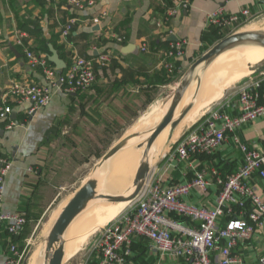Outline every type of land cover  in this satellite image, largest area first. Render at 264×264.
<instances>
[{
  "label": "crops",
  "instance_id": "1",
  "mask_svg": "<svg viewBox=\"0 0 264 264\" xmlns=\"http://www.w3.org/2000/svg\"><path fill=\"white\" fill-rule=\"evenodd\" d=\"M94 1L93 7L80 10L69 0H0V105L14 85L27 87L45 83L41 69H32L24 48L16 44L19 33L26 35L25 45L39 56L48 58L51 45L67 67L77 58L84 57L92 60L96 68L94 91L68 94L56 90L50 105L33 115L30 114L31 103H19L13 97L8 98L13 113L9 121L0 119V154L10 159L13 167L7 178L4 211L6 215L26 214L28 224L34 223L27 214L31 208L45 211L49 204L46 199L51 186L47 181L48 149L56 135L58 121L67 114L72 103L81 100L82 95H110L113 98L104 105L109 108L113 107L118 95H125L121 100L123 107L135 108L137 102L142 106V98L136 95H160L161 89L182 79L199 58L231 35L228 30L209 25L208 14L219 8H224L227 14H237L248 7L254 14V20L249 24L257 22L256 25H264V5L244 0H192L188 9L179 8L174 15L172 11L179 0ZM95 17L100 18L99 24L93 22ZM71 20H76V23L65 38L63 29ZM119 36L124 40L118 41ZM180 43H183L184 55L171 61L168 53ZM144 46L146 52L142 51ZM105 55L110 57V61L102 66L99 60ZM172 62L173 70L168 68ZM201 77L204 81V76ZM258 77L259 74L248 77V80ZM128 95L134 97L128 98ZM95 116L93 121L100 124L101 116L99 120L97 112ZM10 122L15 126L10 128ZM237 135L251 148L264 151V119L246 125L238 130ZM242 165L243 155L229 139L211 157H192L177 167L168 166L162 159L157 167L151 169L147 181L159 179L168 188L193 181L199 169L215 168L222 177H227ZM209 178L212 185L208 192L203 195L194 190L185 199L188 204L208 209L216 207L221 188L213 177ZM252 182L264 190V180L256 177ZM230 220L231 217H224L222 226ZM32 236L33 231L25 239L32 241ZM11 241L6 231L0 233V264L10 260ZM234 253L244 264H256L264 255V224L257 229L251 241L240 243ZM133 262L182 264L180 260L155 254L151 243L141 239L136 241Z\"/></svg>",
  "mask_w": 264,
  "mask_h": 264
},
{
  "label": "built area",
  "instance_id": "2",
  "mask_svg": "<svg viewBox=\"0 0 264 264\" xmlns=\"http://www.w3.org/2000/svg\"><path fill=\"white\" fill-rule=\"evenodd\" d=\"M264 5V0H244ZM80 10L93 7L94 0H69ZM192 0H179L172 15L179 8L188 9ZM254 20L250 8L237 14H227L219 8L208 14L209 25L220 30L235 33ZM95 24L100 18L93 19ZM76 23L69 21L63 36L67 38ZM24 33L16 36V44L24 48V55L32 69H41L44 84H32L24 87L14 85L10 94L0 105V119L9 121L13 108L8 98L33 105L30 114L47 107L53 100L56 90L68 94L84 93L91 90L97 81L95 65L92 60L77 58L65 72L58 70L45 56L35 54L25 45ZM118 41L124 38L117 37ZM146 52V46L142 47ZM183 43L172 47L168 53L171 61L183 57ZM100 64L107 65L108 55L100 57ZM168 68L174 69L170 63ZM236 100L229 99L217 108L208 111L197 123L192 125L163 155L170 167L187 163L192 157H211L217 153L229 139L243 155V165L234 174L222 177L215 168L199 169L191 182L164 187L159 179L146 181L139 196L131 208L105 227L94 249L97 253L95 264H133L136 241L151 243L152 251L160 257L180 260L182 264H244L234 253L240 243L251 241L259 227L264 224V190L252 180H264V151L251 148L237 135L238 130L259 119H264V72L258 78L241 84ZM237 101V103H236ZM237 111L236 114H234ZM15 126L10 122V128ZM13 167L10 159L0 154V233L6 231L11 237L10 260L6 264H21L25 251L19 248L23 241L26 248L32 243L23 238L28 224L26 214L6 215L4 199L7 178ZM221 188L214 209L190 205L186 198L195 190L200 194L208 192L212 181ZM231 220L222 226L224 217ZM93 262V261H92ZM89 256L84 264H92ZM256 264H264V255Z\"/></svg>",
  "mask_w": 264,
  "mask_h": 264
},
{
  "label": "rangeland",
  "instance_id": "3",
  "mask_svg": "<svg viewBox=\"0 0 264 264\" xmlns=\"http://www.w3.org/2000/svg\"><path fill=\"white\" fill-rule=\"evenodd\" d=\"M256 24L257 22L248 24L241 30L247 31L249 29L251 31L264 33V25ZM227 53H225L227 55L223 54V57H218L217 59H215L216 61H213V63H210L208 66L200 68L198 71H196L193 77L194 81L192 83V86L188 90V94L190 93V95L192 96V100L190 103L191 107L187 115L193 109L195 104L197 106L201 105L202 101L198 100L197 98L202 95H208V100H204V103H207L208 101L213 103H211L212 105L209 106L210 109H204V111L201 112L198 118H196L193 122H182L183 124L181 123L182 125L179 126L180 132L178 131L179 134L176 137L174 136V134L178 130H176L178 125H170L169 132L173 134L170 133L165 142L161 145L158 144L157 139V143L155 142L152 147L149 159L150 170L159 165V162L163 159V155L174 145V140L177 141V139H179L180 136H182L183 133L187 131L194 123L201 119L208 111L214 109L216 104L223 103L227 99L235 101L236 95L231 94L233 92V94L237 93V88H239L241 84L248 81V77H253L254 75H258L261 72H264V65L262 64V61L261 63L252 67V72L255 71L257 72L256 74H250L249 76L247 75L248 77L238 75L237 71L241 69L245 63L247 64L246 57H243L244 53H242L239 49H234ZM225 63L226 70L218 69V66ZM201 74L204 76V82L202 80V83L199 84V77ZM180 83L181 78L177 79L176 83L171 84L170 87L161 89L160 95H136L137 98H142L141 107L138 105V102L137 107L135 108L123 107L121 100L125 97V95H118L115 98L113 107L111 106L109 108L106 107L107 105H104L105 103L107 104L108 100H111L113 98H111L110 95H82L81 100L70 105V109L67 114L58 121L59 124L57 127L58 129H56V135L50 142V146L48 149L47 155L50 163L48 164L47 168V181H49V185L51 186L48 188L46 199L49 204L45 207V211L42 209V217L40 218V220L38 222L30 223L27 227V229L33 231L32 243L27 248L24 244L23 251L26 252V256L21 264H31L32 256L36 252H38V262L40 264H49L48 255L46 254L48 236L63 208L67 205V203L75 195V193L90 179H96L98 181L99 194H107L106 189L104 187H101L102 180L107 174H104L105 170L108 169L109 171V168L116 166L118 163H123L128 157L132 156L133 153H135L134 149L139 153V158L134 159L131 165L129 163H126L124 171L120 172L117 176V182L115 186L116 191L111 194L130 195L135 191L136 173L140 167L141 162L144 159V152L146 149L147 140L151 135V130H153L156 126L152 127L151 129H146L145 131H143V133L141 131L139 133L137 129L144 128V126L151 120L150 118L155 115L154 112L157 113L160 105L163 102H166L169 99L172 103L174 93L179 87ZM205 86H212L208 90L209 92L205 90V92L203 91V89H205ZM94 90L95 89L93 87L89 91L92 92ZM126 97L133 98L134 95H128ZM196 100L197 103H195ZM100 111H102V115L100 114ZM96 112L99 114L98 120L101 116L99 125L93 124V120H95L96 118ZM182 115L183 114L181 113L179 117H176V119L180 120V117H182ZM137 134H142L144 138L140 142L136 141V144L134 143L135 139L133 138H135ZM130 136L133 141L131 140L128 146L119 151L104 165L99 167V162L101 161V159L118 143ZM132 143L133 145H131ZM130 147H133L134 149L128 152V154H122V151L129 149ZM124 179L125 183L123 184ZM126 189L127 193H121ZM132 202L133 201L118 202L119 204L114 203L113 205H110V202L106 200L92 201L89 205L95 203L104 205L105 203H107L106 210L102 214L96 215L95 217H93L94 215H88V217L85 215L87 219L84 216L85 219L82 220L79 224L81 228L78 227L79 225L76 227V229L80 228L76 234V237H70L71 239H69L67 237L69 231H67L64 236L65 245L70 240L73 241L78 237H83L86 233V231H84L85 225H87L86 227H88V225L91 223L93 224V226H95L93 227V229H91L90 234L88 233V235L83 239L82 242L79 243L80 240L77 239L78 247H75L70 251L68 249L65 250L64 264H84L89 256L91 257V262L93 261L92 264H95L97 253L94 247L99 236L105 229H101V227L107 222V220L110 219L112 215L124 209L125 210L122 214L126 213L131 208L130 206L126 209L127 205ZM120 204L122 205V207ZM84 212H82L74 220V222L82 214H84ZM101 218L103 219V221H100L99 223V221L97 220ZM83 224L84 226L82 227ZM82 228L84 229L82 230ZM92 231L94 232V234ZM30 255L31 257L28 260Z\"/></svg>",
  "mask_w": 264,
  "mask_h": 264
},
{
  "label": "water",
  "instance_id": "4",
  "mask_svg": "<svg viewBox=\"0 0 264 264\" xmlns=\"http://www.w3.org/2000/svg\"><path fill=\"white\" fill-rule=\"evenodd\" d=\"M246 42L257 43L264 47V33L256 31H240L229 35L221 40L207 53L199 58L184 74L181 83L174 93L173 100L167 115L151 130V135L147 140L144 159L136 173L135 191L130 195L99 194L98 181L96 179L88 180L70 199L63 208L55 224L53 225L46 245V254L48 255L49 264H64L65 260V242L64 236L74 220L86 210L88 205L94 200H106L111 203L134 201L141 193L150 174L149 157L152 147L160 134L170 125L177 126L179 120L176 119L180 106L190 87L192 79L200 68L208 66L215 58L226 50L236 45ZM49 62L58 70L63 71L67 68L66 63L60 58V55L54 47L49 46ZM264 65V61L262 62ZM202 74L199 77V84L202 81ZM186 113H183V115ZM132 138L127 137L111 149L99 162V167L104 165L108 160L115 156L119 151L128 146Z\"/></svg>",
  "mask_w": 264,
  "mask_h": 264
},
{
  "label": "bare ground",
  "instance_id": "5",
  "mask_svg": "<svg viewBox=\"0 0 264 264\" xmlns=\"http://www.w3.org/2000/svg\"><path fill=\"white\" fill-rule=\"evenodd\" d=\"M249 30V29H248ZM247 30V31H248ZM249 31H251V30H249ZM234 49H239L242 53H244L243 54V57H246V60H247V64L245 63L244 65H243V67L241 68V69H239L238 71H237V73H238V75H242V76H247V75H250L251 73H252V67L254 66V65H257V64H259V63H261L262 61H264V47L263 46H261V45H259V44H257V43H251V42H246V43H243V44H239V45H236L235 47H232V48H230V49H228V50H226L225 52H223L221 55H219L218 57H220V56H222L223 54H225V53H227V52H229V51H232V50H234ZM228 54V53H227ZM227 54H225V55H227ZM217 57V58H218ZM223 57V56H222ZM217 58H215V59H217ZM240 58V57H239ZM214 59V60H215ZM213 60V61H214ZM219 60V59H218ZM213 61L211 62V63H213ZM216 61V60H215ZM234 62V61H233ZM215 63V62H214ZM231 63H232V61H231ZM228 65V64H227ZM229 66V65H228ZM228 68V67H227ZM218 69H225L226 70V63L225 64H222V65H220V66H218ZM193 81H194V79H192V82H191V84H190V87L192 86V83H193ZM211 81V80H210ZM204 82V81H203ZM189 87V88H190ZM209 87V86H208ZM207 86H205V89H203V91L205 90V91H207V92H209L208 90L212 87V86H210L209 88H208ZM225 87V86H224ZM207 88V89H206ZM189 90V89H188ZM204 91V92H205ZM211 93V92H210ZM216 93V92H215ZM205 97V98H204ZM207 97H208V95H202V96H200V97H198L197 99L198 100H200V101H202L201 102V105H199V106H197L196 104L194 105V107H193V109L189 112V114L187 115V113H188V111H189V109H190V107H191V105H190V103H191V100H192V96L190 95V93L188 94V91H187V93H186V95H185V97H184V100H183V102H182V104H181V106H180V109H179V112H178V114H177V117H179V115L182 113H186V114H184V115H182V117H180V122H179V124H178V126H177V128H176V130H177V132L174 134V136L176 137V136H178V131L180 130V127L179 126H181L184 122H188V123H190V122H193V121H195V119L196 118H198V116L200 115V113L201 112H203L204 111V109H206V108H209L210 109V105H212L213 103L212 102H210V101H208L207 103H204V100H208L207 99ZM217 98V97H216ZM213 99H214V97H213ZM216 102V101H215ZM195 103H197V100H196V102ZM212 103V104H211ZM170 106H171V100H167L166 102H163L161 105H160V107H159V109H158V111H157V113L156 112H154V116L153 117H151L150 119V121L144 126V128H142V129H137V131L140 133V131L143 133V131H145L146 129H151L152 127H155L158 123H160V121H162V119L167 115V113H168V111H169V109H170ZM203 115V114H202ZM149 118V117H148ZM147 119V118H146ZM200 120V119H199ZM198 120V121H199ZM197 121V122H198ZM145 122H147V121H145ZM183 122V123H182ZM196 122V123H197ZM182 123V124H181ZM195 124V123H194ZM193 124V125H194ZM179 127V128H178ZM170 126H168L161 134H160V136L158 137V144H162V143H164L165 142V140L167 139V137L169 136V134L171 133V132H169L170 130ZM175 130V131H176ZM174 131V132H175ZM134 132H136V131H134ZM180 132V131H179ZM131 134V133H130ZM171 134H173V133H171ZM131 137V136H130ZM143 138H144V136L142 135V134H137L136 136H135V138H133V139H135L134 140V143H136V141H141V140H143ZM176 139V138H175ZM133 141V140H132ZM174 141H176V140H174ZM156 143H157V141H156ZM137 144V143H136ZM135 144V145H136ZM155 144V143H154ZM131 145H133V143L131 144ZM159 145V146H160ZM161 148V147H160ZM134 148L133 147H130L129 149H126V150H124V151H122V154L124 153V154H128V152H130L131 150H133ZM134 152L135 153H133V155L132 156H130V157H128L123 163H118L116 166H114V167H112V168H109V171H108V169L107 170H105V173L104 174H106V176L103 178V180H102V184H101V187H104L105 189H106V191H107V194H111V193H113V192H115L116 191V188H115V186H116V182H117V176H118V174L120 173V172H123L124 171V168L126 167V163H129L130 165H131V163H133L132 161L134 160V159H136V158H139V153L138 152H136V150L134 149ZM151 153V152H150ZM149 159H150V157H149ZM115 162H117V161H115ZM125 183V179H124V181H123V184ZM130 186H131V184H130ZM110 190V191H109ZM127 191V189L126 190H124V191H122L121 193H125ZM127 193V192H126ZM118 203V202H117ZM114 203H111L110 202V205H113ZM119 204V203H118ZM133 204V202L132 203H130L129 205H127V207H126V209L128 208V207H130L131 205ZM121 205V204H120ZM100 207V208H99ZM106 207H107V203H105L104 205H102V204H98V203H95V204H91V205H89L88 206V208H86L87 210L84 212V214H82L75 222H73L71 225H70V227L68 228V230L67 231H69L68 232V234H67V237L69 238V239H71L72 237H76V234H77V232H78V230L81 228V226L79 225L80 224V222L82 221V220H84L85 219V217L87 216L88 217V215H94L93 217H95L96 215H100V214H102L105 210H106ZM121 207H122V205H121ZM93 209V210H92ZM121 209V208H120ZM124 209V208H123ZM118 210V209H117ZM125 210V209H124ZM124 210H122V211H120V212H118V213H116V214H114V215H112L111 217H110V219L109 220H107V222L101 227V229H104L105 227H107L108 225H110L112 222H114L120 215H122V213L124 212ZM89 211H94V212H89ZM86 215V216H85ZM85 216V217H84ZM84 217V218H83ZM87 217H86V219H87ZM91 217V216H90ZM83 218V219H82ZM91 219H93V218H91ZM90 221V220H89ZM97 221H99V223H100V221H103V219L101 218V219H99V220H97ZM105 221V220H104ZM87 222H88V220H87ZM85 223V222H84ZM103 223V222H102ZM88 224V223H87ZM97 224V223H96ZM79 225V226H78ZM94 225H95V223H94ZM80 227V228H78V229H76V227ZM84 226V224L82 225V227ZM87 225H85L84 226V228H85V230L84 231H86V233L84 234V236L83 237H78L77 239H79L80 241H79V243L80 242H82L83 241V239L88 235V233L90 234V231H91V229H93V227H95V226H93V224H89L88 225V227H86ZM97 226V225H96ZM84 228H82V230L84 229ZM74 229V230H73ZM96 229V228H95ZM67 231H66V233H67ZM94 231V230H93ZM92 231V232H93ZM92 232H91V234H92ZM93 234H94V232H93ZM71 237V238H70ZM77 239H75V240H73V241H68L67 243H66V245H65V250H71V249H73V248H75V247H78V245H77V242H78V240ZM85 241V240H84ZM40 252V251H39ZM30 257H31V255L29 256V258H28V260L30 259ZM28 264V263H27ZM31 264H40L39 262H38V252H36L33 256H32V262H31Z\"/></svg>",
  "mask_w": 264,
  "mask_h": 264
},
{
  "label": "trees",
  "instance_id": "6",
  "mask_svg": "<svg viewBox=\"0 0 264 264\" xmlns=\"http://www.w3.org/2000/svg\"><path fill=\"white\" fill-rule=\"evenodd\" d=\"M52 66H54V65L52 64ZM67 69H68V67H67L65 70H63L62 72H65ZM94 124H95V125H98L99 122H98V121H95ZM42 211H43V210L40 209V208H38V207H33V208H31V209L28 211L27 214H28V216H29L30 218H32V220H33L34 222H38V221L40 220V218L42 217V216H41ZM28 226H29V224H27L26 227H25V231H24V234H23V238H25L26 236H28V235L31 233V230L27 229ZM18 246H19L20 248H23V246H24L23 242L18 241Z\"/></svg>",
  "mask_w": 264,
  "mask_h": 264
}]
</instances>
